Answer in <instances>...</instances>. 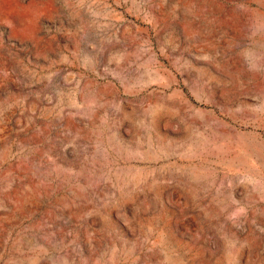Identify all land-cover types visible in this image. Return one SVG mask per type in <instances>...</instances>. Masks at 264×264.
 I'll return each instance as SVG.
<instances>
[{"label": "rangeland", "instance_id": "1", "mask_svg": "<svg viewBox=\"0 0 264 264\" xmlns=\"http://www.w3.org/2000/svg\"><path fill=\"white\" fill-rule=\"evenodd\" d=\"M0 264H264V0H0Z\"/></svg>", "mask_w": 264, "mask_h": 264}]
</instances>
